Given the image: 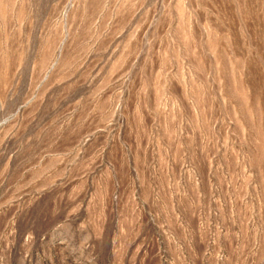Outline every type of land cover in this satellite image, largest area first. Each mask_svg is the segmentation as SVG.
<instances>
[{
    "label": "rangeland",
    "instance_id": "374dc122",
    "mask_svg": "<svg viewBox=\"0 0 264 264\" xmlns=\"http://www.w3.org/2000/svg\"><path fill=\"white\" fill-rule=\"evenodd\" d=\"M0 264H264V0H0Z\"/></svg>",
    "mask_w": 264,
    "mask_h": 264
}]
</instances>
